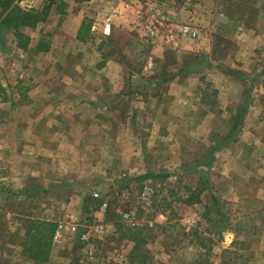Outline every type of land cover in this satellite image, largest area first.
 Here are the masks:
<instances>
[{
  "label": "rangeland",
  "instance_id": "1",
  "mask_svg": "<svg viewBox=\"0 0 264 264\" xmlns=\"http://www.w3.org/2000/svg\"><path fill=\"white\" fill-rule=\"evenodd\" d=\"M64 1L69 4L65 9L66 14L64 16L59 13L58 5L53 4L47 21L40 24L36 30H29L28 34H30L32 40L34 39L33 45L39 41L42 32L51 33L53 44H56L59 34L68 36L71 33L75 34L77 24L80 23L86 14L99 18L97 22L100 26H97L101 28L108 12L118 6L121 13L113 17L112 23L114 20L119 23L112 25V33L107 38V53L114 55L116 59L119 58L120 64L125 68L127 66L133 68L136 75L135 83L139 84L141 81V69L143 65L147 64L149 52L151 54L153 49L154 43L152 39L158 37V33H166V30L174 35L175 40L183 39L179 28L185 24L196 25L200 30L199 38L205 40V37L208 36L209 43L213 41V35L217 37V41H220L225 36L229 38L230 42L225 43L223 41L222 48L230 50V53L236 49L234 51L236 54L233 58L236 64L232 63L236 72L235 74L229 73L225 77L216 73L217 70L212 68H210L211 70H206L208 81L218 86L221 90L220 96L213 99L217 102L213 111L218 118L217 120L214 119V121L211 117H204V121L198 120L200 118L198 116L201 114L200 111L199 114H196L193 110L195 106L191 107L190 110L185 105L181 108L179 98H175L181 96V91L172 92L170 95L172 97L171 114L174 116L179 114L187 119L183 121L167 119L166 123L169 124L171 129L175 126L177 134L181 133L182 129V133L185 135L178 136L177 140L174 133L175 135L171 136L172 143L170 142V147L166 151L163 150L162 156L152 149L153 144H150L149 141L153 125L155 124L156 128L160 127V125L162 126L163 119L160 117L155 118L146 107L145 109H140L131 103H125L126 112H137L138 119H136L135 125H132L130 121L131 127L140 136H143L144 141L148 140L149 148L146 151H141L140 145L135 142L136 150H134V153L136 154L133 155L130 152L133 145L130 141H126L124 143L126 144V151L112 154L106 153L105 156L103 155L101 162H98L101 158L100 153H96L94 161L99 164L97 172H91L89 176L85 174L87 177L77 181L78 185H88L87 187L92 194L97 193L98 197H105L108 209L111 204L112 210H116L115 212L120 218L121 229L117 232L115 224L111 222L115 221L116 218L111 217L113 220L108 218L109 221H107L105 214L104 216H102L103 214L95 216L96 220H93L92 223H95L91 224L92 226H97L99 224L98 220L100 221L99 218L104 219V217L106 220L105 224H107V232L103 236L95 237L93 240L96 251L95 256L93 258L85 256L86 252L83 245L78 240V234L75 233L71 242L68 239L69 241H65L66 243L63 242L57 248H54L55 255H53L52 260L48 264H120L117 262L120 256L127 258L128 264H131L127 252L135 243V240L132 239L134 236L138 240H146L142 249H145L143 254L148 255L147 259L151 258V254H154L153 252L156 253L159 261L153 264H163V261L161 262L159 259L162 256H166L168 264H264V215H255L256 212H259L258 208L261 205L257 201V197H255L257 189L243 185L245 190L243 192L247 193L246 200L242 198L236 202L229 201L227 198L222 197L213 183L219 181L218 183L223 184L226 181L223 176L220 179V175L218 176L222 166L220 158L213 169H203L202 172L204 173L194 167L196 165L194 164L195 158L205 155L210 148L207 143H203L204 141L210 142L212 139V137H207L209 130L215 129L222 132L233 125V122L230 123L231 114H228L229 112L226 111L224 114L219 112L221 108L219 107V98L221 104L223 103L222 106L226 107L227 104H235V102L230 103L232 98L235 99L240 95L245 96V86L241 83L242 77L240 76L242 73L240 68L242 67L239 66V63L243 60H246V64H244L246 70L254 69L247 72H251V77L254 78L253 82H257L252 92H246L247 97L252 95L261 98V95H264V24L263 20L260 19V15L264 12V0H192L195 3L191 0H101V12L87 8L86 2L77 4L73 0ZM155 4L157 5L156 9H154ZM243 6L245 10L240 11L239 8ZM228 15L235 17L234 20L229 21L230 25H226L229 19ZM152 18H154V21L151 25ZM155 20H159V22ZM165 21L168 22L165 23ZM171 24L174 25L171 26ZM223 26L226 27L220 28ZM240 27H252L254 31L245 33V30H240ZM152 28L157 31L154 36L151 32ZM100 32L99 29L95 32L96 37H94L93 42L95 45H100L105 39L99 37ZM9 33L13 34L8 32L6 35L4 34L5 37L3 36L6 40L0 37V49L4 54H7V65L13 67L8 79L11 80L13 78V83L11 84L15 85L16 88L9 89L13 104L6 105V107L7 111L10 112L9 114L18 116L17 120H19L20 126L17 130H20L21 135L19 136L18 132H16L14 122V125L10 127L12 130H8L11 136L12 134L15 136L16 133V138L30 142L37 139L36 134H34V128L38 129V133L36 131L37 135L45 130V128L41 129L40 125L36 127V117H33V114L39 113V98H43L44 95V89H39V81L44 80L46 77L48 80L52 78L54 80L57 76L63 81L64 76L61 75L60 69H55L56 66L61 69L68 65L72 66V68H75L74 66L82 67L83 65L95 66L98 64L97 62H101L103 55L102 53L101 56L98 54V57H95V54L91 55L93 57H89L88 62L85 63L82 60V56L75 54L71 57L67 55L69 52L67 48L64 50L63 56L55 57L52 43L48 53H39V55L31 52H27V54L17 53L18 50L12 45L7 35ZM140 34H142L143 38L140 37ZM137 36L142 41L140 39L138 41ZM215 37L214 40H216ZM9 41L10 44L7 43ZM80 45V43L77 44L73 41L67 47L78 50ZM83 48L89 49L88 46H83ZM228 52L219 51L216 54L214 52L213 56L218 62L223 63L228 57ZM177 55L180 61L185 57L182 56L181 52L177 53ZM54 66L55 68L51 70ZM17 76L19 77L17 78ZM86 80H91L87 86L94 88L100 84L101 77L96 73L83 74V72H79L76 88L70 89L66 86L62 88L61 86L63 85L60 81L57 82L59 87H56V89L52 85L49 88L50 91L54 90L56 92L57 90L55 98L61 101L63 100L62 97L73 99L72 97L76 96L81 104L76 105L74 103L70 110L85 113L87 129L91 128L94 130L97 128L99 130V126L89 122V118H93L99 113H96L95 111L97 110H93L88 103L85 104V102H88L90 95L93 100L97 96L96 92H91L93 90L85 88ZM95 80L97 83H95ZM79 81L80 83H78ZM200 81L194 79L192 82L197 84ZM204 83H206V80ZM194 84H192L190 92L194 90ZM27 87L29 88L28 91L25 90ZM205 88L206 90H204ZM78 90L86 92L87 95L81 96ZM136 90V97H144L145 89L139 87ZM212 90V86L205 85L202 93L199 94L198 102L202 100L206 92H212ZM197 91L199 92V90ZM5 92L7 97V91L5 90ZM150 92L155 94L156 90H151ZM0 97L4 98L3 93ZM33 98L34 101H32ZM14 99L18 101V104H14ZM224 106L223 108H225ZM94 107L97 108V106ZM204 108L208 107L204 106ZM236 108L235 106L233 111ZM251 125L252 122H247L245 127ZM76 128L80 130L82 127L78 125ZM89 139L91 140L92 137ZM198 140L199 142L196 143L195 141ZM260 143H264V140H261ZM113 145H115V141H113ZM141 158H144L146 162H142ZM128 159L132 160V164ZM28 162L30 161L27 159L23 161L25 167H27ZM77 162L79 163L78 160ZM42 163L46 165L45 163L50 162L39 161V166H42ZM28 170L17 169L16 172L13 171L15 176L11 175L12 177L14 176L12 181L0 180V228L2 227V220L5 219L7 228L4 232L8 229L12 230L8 234L14 232L13 229L17 225L20 226L25 223L24 219L27 214L23 213V210L29 211L32 209L31 212L39 215L42 214L41 208H46V204L49 203L44 196H39V192L34 194L30 201L20 199L22 196H10L11 193H15L13 190H20L23 185L30 186V188L32 186L39 188V181L41 182V180L38 177V180L31 181L29 173L32 170ZM150 173L154 174L156 178H142V176ZM37 174L39 176V173ZM74 174V172L67 173L64 171V173H55L54 176L60 180L61 184H67L68 182H73V179H75ZM121 178H124L123 182L116 184V181ZM144 181H148L147 183L154 187V192L150 195L148 202H141L139 199ZM29 182H32V185H29L31 184ZM212 187L215 190H212ZM8 190L10 191L8 192ZM213 191L219 194L220 214L217 213L215 203L211 199V195H214ZM193 192L200 194L201 202L193 204L185 202L193 195ZM83 198L82 196L72 202L73 206L78 205L79 207L83 205ZM51 203L58 207V210L55 207L52 208H55L56 212L59 211V219H62V215L65 213L62 219L63 227L71 224L72 220H74V222L79 224V231H81L80 224H83L86 228L90 217L85 215L87 212H85L84 206L77 213V216H74L73 213L67 211L70 206L67 200L61 199ZM69 210H73V208ZM123 211L134 213L143 226H146V229L139 232L138 227L135 228L128 225L121 217L120 213ZM15 212L19 214L17 221L8 217L9 213L13 215ZM193 213H198L201 216L200 221L196 225L187 222V218ZM196 228L199 229L197 233L194 232ZM63 231H65L63 238L70 234L66 229H63ZM13 235V240L7 235L8 242L12 243L9 247L11 248V259L13 262L16 264L17 262L20 264H33L31 261L20 259L23 257H19L21 251L19 242L23 238L24 231L22 230L19 236ZM200 241L204 242L205 248L199 245ZM152 261L149 260L148 263L152 264ZM140 262L136 260L133 264ZM4 263L6 264L7 260Z\"/></svg>",
  "mask_w": 264,
  "mask_h": 264
},
{
  "label": "crops",
  "instance_id": "2",
  "mask_svg": "<svg viewBox=\"0 0 264 264\" xmlns=\"http://www.w3.org/2000/svg\"><path fill=\"white\" fill-rule=\"evenodd\" d=\"M192 2L195 3V1ZM100 3L101 0H91L89 2H86V4L88 5L87 8L96 9L98 10V12L102 11V4ZM156 8L157 5L155 4L154 9ZM110 12H108L107 17ZM107 17L103 20L104 25L99 28L97 26L99 25L97 22L99 18H94L89 16V14H86L81 19L80 23L77 24L75 34L71 33L69 36L65 34H59L57 36L56 44L52 43V46L54 47H52V50L55 53V57L63 56L64 50H66L67 48V51H69L67 55L71 57H73L75 54L78 56H82V60H84L85 63L88 62L89 57H93L91 55L95 54V57H98V54L99 56H101V53L103 56L107 55V38L112 33V25H115V23H119L115 22V20L112 23L111 20L110 34H106L104 28ZM85 18H90L91 20H93V23L91 26L90 39L87 42H81L77 39V34ZM260 19L263 20L264 24V12L260 15ZM153 21L154 18H152V21L150 22L151 25L153 24ZM155 21L159 22V20ZM229 21L230 19H228L226 25H230ZM167 22L168 21H165V23ZM173 25L174 24H171V26ZM182 26H180L179 31ZM191 26L194 27V30L196 31L193 32L196 34H192V37H190L191 39L184 38L181 35L183 39L175 40L174 35L168 30H166V33L164 34L158 33V37H154L152 39L154 44L151 51V56L149 57L145 67L142 69L141 74L145 75L146 77H149L152 74H156L157 70L159 71L158 68H160L165 61V54L167 51H174L177 53L181 52L183 57L187 54H196L199 51H205L209 54V60H211L213 66H205L204 68L196 72L190 71L188 75H185L175 81L168 83L167 93H163V95H158L157 97L153 96V94H150L147 98L136 97V94L134 96L133 94H129V88H125V86H127L125 85V77L128 74V71L126 70L127 67L125 68L123 65H121L120 59H116L115 56L110 57L106 65L102 69H99L97 67L98 64H96L95 66H74L75 68H72V66L68 65L63 69L57 68V66L56 68L55 66L52 67L51 70H53L54 68L60 69L62 72L60 73L62 76H64V79L62 81L57 76V78H54V80L53 78L48 80V78L46 77L44 80L39 81V89H44V95L43 98H39V113L33 114V117H36V127H39L40 125L41 129L45 128V130L43 132H39V135H37L38 129L34 128V134H36L35 136L37 137V139L31 140L30 142H27V140L16 138V133L15 136H13V134L11 136L8 130L11 129L10 127L14 125V122L16 125V132H18L19 136L21 135L20 130H17L20 126L19 120H17L18 116L9 114L10 112L7 111L6 107V105L8 106L13 104V99L11 93H9V89L16 88L15 85L11 84L13 83V78L11 80L8 79L10 72L13 71V67L7 65V54H4L0 49V86L4 87V89L7 91V97L9 98V101H4L0 97V180L12 181L13 177L15 176L13 171L16 172L17 169L22 171H24V169L32 170L29 173L31 175L29 179L31 181H36L39 177V179L41 180V182L39 181V189L46 190L44 193H42L45 195L40 196H44L49 201V203L46 204V208H41L42 214L39 215L44 216L48 219H57L59 225H62V219L64 218L63 216L65 215V213H63L64 215H62V219H59V211L56 212L55 210V208L58 210V207H55L51 202H57L61 199L67 200L70 205L67 211H70L74 214V216H77V213H79V211H81L84 206L81 205L78 207L77 205L74 207L72 203L78 200V198L82 197L80 189L77 187V181L87 177L86 175L89 176L91 172L96 173L97 166H99L98 162H101L103 155L105 156L106 153L112 154L120 151H126V144L124 143L126 141H130L133 145V148L130 149V152L133 155L136 154L134 153V150H136L134 143L136 142V144L140 145L141 151H146V149L149 148V143L153 144V148H151L155 152L159 153L160 156H162L161 153L163 152V150L166 151L170 147V144L172 143L171 136L174 133L176 134L174 135L177 137V140L178 136L185 135L184 133H182V129L181 133L177 134V132H175V126H173V129H171L169 124L166 123L167 119H171L172 121H183L187 119L186 117L183 118L179 114L176 116L171 114L172 97L170 95L173 91L175 93V91L180 90L182 93H180V97H175L179 98L181 108H183L185 105V107L190 110L191 107L193 108V106H195L193 110L196 112V114H199L200 111L201 114L198 116L200 117L198 120L204 121V117H211L213 121L214 119L217 120L218 118L213 110H201L202 100L198 102V97L199 94L202 93L203 87L205 85L212 86L213 90H216L218 92V96H220V88L216 85H213L212 82L208 81L206 70H211L210 68H212L214 70H217L216 73L222 74L225 77H227V74L229 73L235 74L236 71L232 63L236 64L235 60L233 59L234 55L236 54L234 52L236 49L233 50L232 53H230V50H224L222 48L221 51H229L228 57L224 60V64L218 62L217 59L213 56V53L216 49V44L219 42L217 41V37L213 35V41L209 43L208 36L205 37V40L200 39L199 28L196 25ZM220 28L225 27L223 26ZM98 29L101 31L99 37L105 39L100 45H95L93 42L94 37H96L95 32ZM29 30L33 29L27 28L25 29V32L28 33ZM240 30H245V33H251V31H254L252 27H240ZM7 35L12 45H14L18 50L17 53L21 52L27 54L26 51L16 46V41L13 34L9 33ZM4 37L3 39L6 40V38ZM140 37H143L142 34H140ZM214 37L216 38V40H214ZM221 40L225 43L230 42L229 38H227L226 36L223 37V39L221 38ZM10 41L7 43L10 44ZM33 41L34 39L31 41V47L37 44L36 43L35 45H33ZM73 41H75L77 44H81L79 46L80 49L74 50L67 47L68 45L70 46V43ZM83 46H88L89 49H85L83 48ZM36 54L39 55V53ZM245 62L246 60H243L241 63H239V66L242 67L240 68L242 69V73L240 76L242 77L241 83L245 86L246 97L240 95L235 99L232 98V101L230 103L235 102V104H227L228 106L226 105V107L223 105L225 108H223V103L221 104V100L219 98V107H221L219 112H221L222 114H224L226 111L229 112L228 114H231L230 118H232L236 114L237 108H239L240 106L246 107L242 123L237 130L232 131L233 133L230 137H228L230 130H228L229 132L227 130H224L222 132L215 129L209 130L210 132L207 137H212V139L210 142L204 141L203 143H207L208 146H213V149L211 151L214 153L212 162L211 159H208V161H204L202 165L205 166V164L211 162L209 169H213L217 165L218 159L220 158L222 160V166L218 176L220 175L219 179L221 178V176H223L224 178H226V181L223 184L218 183L219 181L217 183H213L214 185H216V190H218L222 197L227 198V200L229 201L236 202L242 198L246 200L247 193L243 192L245 191L243 189V185H245V187L248 186L257 189V195L255 197H257V201L261 204L258 208L259 212H256L255 214L257 216L259 214L264 215V143H260L261 140H264V95H261V98L252 95L247 97L246 92H252L257 82H253L254 78L251 77V72H247L254 69L246 70L244 66V64H246ZM132 71L134 72V70ZM79 72H83V74L96 73L97 75H99V77H101L100 84L94 88L87 86L88 84H90L91 80L85 81V88L91 89L93 90L91 92H96L97 94L94 100L90 95L88 102H85V104L88 103L90 107L93 108V110H97L95 111L96 113H99L93 118H89V122H93V124L100 127L99 130L97 128H95L94 130H92L91 128L87 129L85 124V113L81 111L74 112L73 110H70L71 107H73L74 103H76V105L81 104V102L77 100L78 98L76 96H73V99L62 97L63 100L61 101L55 98L57 96V90L56 92L54 90H51L52 92L50 91L49 87L51 85L55 89L56 87H59V85H57L58 81L62 83V88L65 86L70 89L76 88ZM18 77L19 76H17V78ZM20 77H22V75H20ZM194 79H198L199 81H201L197 82V84H194V82H192ZM205 80L206 83H204ZM78 83H80V81ZM95 83H97L96 80ZM192 84H194L195 88L192 92H190L189 90H191ZM197 90H199L200 93ZM78 92L81 94V96L87 95L86 92H82L80 90H78ZM1 95L2 94L0 93V96ZM238 98L239 100H237ZM32 101H34V98ZM14 102V104H18V101H16L15 99ZM125 103H131L132 105H135L140 109H145L146 107L149 112H152V115L155 118L160 117L161 119H163L162 126L160 125V127L156 128V125H153L149 143L148 140L144 141L143 136H140L136 132V130L131 127L132 125L130 121L133 112H126L124 114L123 106L125 105ZM94 106H97V108H95ZM235 106L237 108L233 111ZM247 122H252V125L249 127H245ZM78 125L82 127L80 128V130H77L76 128ZM38 136L41 137L38 138ZM91 137L92 139L90 140L89 138ZM113 141H115V145H113ZM195 142L198 143L199 140ZM143 143H146V149H143ZM96 153H100L101 157L98 162L94 161V155ZM26 159L30 161L26 165L27 167H25L23 163V161ZM136 159L138 158L136 157ZM141 159L142 162H146L144 158ZM77 160L79 161V163L77 162ZM39 161H49L50 163H45L48 168L46 165H43V163L42 166H39ZM128 161L132 164L131 159H128ZM143 166L145 165L143 164ZM64 171H66L67 173H75V179H73L72 183L68 182L67 184H61L60 180H58V178H55V173H64ZM37 173H39V176ZM11 175L14 176L12 177ZM148 181L144 182L146 183ZM29 183H31L29 185H32V182ZM34 188L36 187L32 186V188H30V186L23 185L20 190H13L16 194L11 193L10 196H22V198L20 199L30 201L33 196L29 197L28 195H30V193L28 191H30L31 189L34 190ZM212 190H215V188L212 187ZM9 191L10 190H8V192ZM213 194L219 198L218 193L213 191ZM243 194H245V196H243ZM52 207L55 208L53 209ZM72 208L73 210H69ZM91 209L92 208H88L87 211L85 209V212H87L85 213V215L87 217H93L92 221L96 220L95 216H101L102 214V216H104V213H102L99 208L94 210ZM18 215V212H15L13 215L9 213L8 217H11L14 221H17L19 219ZM5 216L7 215L5 214ZM99 219L102 222L103 218ZM100 221L98 220V222ZM91 222L89 220V223H87L86 225H91ZM80 226H83V224H80ZM18 227L19 226L17 225L16 228L13 229L14 232L11 233L14 234L17 231ZM9 231L12 230L8 229L7 231L3 232L0 237V248H3L2 250H0V264H5L4 261L6 260V264H16L11 259V248L9 246L12 243L8 242L7 237V235H9V238L11 237V234H8ZM61 233L64 234L65 231ZM65 241L69 240L65 239ZM153 253V255L151 254V258L153 260L151 262L152 264L159 261L157 259L156 253ZM53 255H55L54 251ZM19 257L22 256L19 255ZM162 257L159 258L160 261H163V264H168L166 256ZM20 259L25 258L23 257ZM17 264L20 263L17 262Z\"/></svg>",
  "mask_w": 264,
  "mask_h": 264
},
{
  "label": "trees",
  "instance_id": "3",
  "mask_svg": "<svg viewBox=\"0 0 264 264\" xmlns=\"http://www.w3.org/2000/svg\"><path fill=\"white\" fill-rule=\"evenodd\" d=\"M16 0H0V37H3L4 34L7 32L13 33L16 41V46L26 52H32L34 54L36 53H48L51 49V43H52V38H51V33L50 32H42L41 37L37 44L35 46L31 47V41L32 38L31 36L25 32V29L30 28V29H37L38 26L44 22L47 21L50 9L53 4H57L59 7V13L61 15L66 14V7L69 6L68 2L64 0H51V2L45 7L42 11H25L19 8L15 4ZM77 4H82L85 2H89L91 0H73ZM240 11H244L245 8L244 6L239 8ZM230 21L234 20L235 17L228 15ZM93 20L90 18H85L79 32L77 34V39L81 42H87L90 39L91 35V26H92ZM226 27V26H225ZM138 37V36H137ZM143 38V37H141ZM139 41V37L137 38ZM141 40V39H140ZM142 41V40H141ZM142 43V42H141ZM222 40L219 41L216 44V49L215 53L221 51L222 49ZM152 51V50H151ZM114 55L108 54L103 56V60L98 63L97 67L99 69H102L108 59ZM151 56L149 52V57ZM177 53L174 51H167L165 54V61L163 65H161L159 71L157 70L156 74H152L149 77H146L145 75H141V81L139 84L135 83L136 75L132 71L133 68L131 66H127V71L128 74L125 77V81L127 86L125 88H129V94H135L136 93V88L139 89V87H142L145 89L144 98H147L151 94V90H156V93L153 94V96H158V95H163V93H167V85L168 83L177 80L180 77H183L185 75H188L193 71H199L205 66H213L211 63V60H209V54L205 51H199L196 54L191 53L185 55L184 59L180 61L177 57ZM126 57V56H124ZM147 59V60H148ZM146 65V64H145ZM143 65L142 69L145 67ZM163 66V68H162ZM141 69V72H142ZM264 71V69H263ZM26 91L29 90V88H25ZM162 90L161 92H159ZM206 90V88L204 89ZM209 90V89H208ZM0 93L4 95L3 100L4 101H9V98L6 97V92L2 86H0ZM211 97V98H210ZM218 97V92L216 90H212V92H206L204 97L202 98V107L203 111H208V110H214V107L217 105L216 100L214 101L213 99H216ZM204 106H207L208 108H204ZM211 107V108H210ZM124 108V114L126 113V108L125 105L123 106ZM205 109V110H204ZM236 114L230 118V123L233 122V125L228 128L230 130V133L228 134V137L232 135V131L237 130L243 120L244 112L246 111V107L240 106L236 110ZM138 118L137 112H133L131 116V123L132 125H135L136 119ZM227 130V131H228ZM229 132V131H228ZM226 133V132H225ZM143 149H146V143H143ZM213 149V146H210L208 151L206 152L205 155L199 156L195 158L194 164H196L194 167L198 170L203 171V169H209L210 164L212 162V157L213 153L211 150ZM208 159H211L210 163L205 164V166L202 165L204 161H208ZM207 165V166H206ZM205 171V170H204ZM204 173V172H202ZM205 176V174H203ZM149 178V177H155L154 174H146L142 176V178ZM206 177V176H205ZM124 178H121L116 181V184H119L120 182H123ZM80 189V192L82 194L83 198V205L86 209L92 208L100 209V206L103 202H105V197H93L90 189L87 187L86 184H81L77 186ZM46 190H42L39 188H34L28 191L30 193V196H33L36 192H39L40 195H45L42 194ZM36 193V194H37ZM200 194H196V192H193V195L189 197L185 202H188L189 204H193L196 202H201L200 201ZM212 201L215 203V207L217 210V213H221L220 211V199L215 196L211 195ZM91 209V210H92ZM32 209L29 211L23 210V213L27 214V217L24 219L25 223L23 225H20L17 229V231L14 233V235L11 233V239L13 240V236H19L20 232L23 230L24 235L21 241L19 242V245L21 247L20 255L24 257L26 260L31 261L33 264H48L52 258H53V251H54V238L56 235V232L59 229V222L57 219H48L44 216L41 215H36L35 213L31 212ZM116 210H112L111 204L109 205V209L107 208L106 212L104 213L106 215V220L109 221V219L116 218L115 221H111L113 224H115V228L117 232H119L121 229V224H120V218L115 212ZM112 217V218H111ZM93 218V217H92ZM90 217V222L92 219ZM109 218V219H108ZM4 219V218H3ZM89 219V218H88ZM104 217V222L106 221ZM93 222V221H92ZM91 224H94L92 223ZM103 222V221H102ZM101 221L98 222L99 224L102 223ZM2 227L0 228V236L4 232L5 228L7 227V223L5 222V219L2 220L1 222ZM119 226V228H118ZM85 229V226H81L80 230L83 231ZM146 229V226H139L138 231L142 232ZM199 231L198 228L194 230L195 233ZM133 240H135V243L133 246L128 250V258L131 264H133L136 260L141 261L138 264H143V263H148V261L152 260V258L147 259L148 255L143 254L145 249H142V246L146 243V240H138L137 237H132ZM199 245L203 248L206 246L204 245L203 241H200ZM3 248H0L2 250ZM148 253V252H147ZM144 258V259H143Z\"/></svg>",
  "mask_w": 264,
  "mask_h": 264
},
{
  "label": "built area",
  "instance_id": "4",
  "mask_svg": "<svg viewBox=\"0 0 264 264\" xmlns=\"http://www.w3.org/2000/svg\"><path fill=\"white\" fill-rule=\"evenodd\" d=\"M50 2L51 0H16L15 4L19 8L25 11H31V10H35V11L41 10L42 11L45 7H47V5ZM120 13H121V10L118 6L112 8L110 14L107 17L105 28H104V31L106 34H110V28H111L110 25H111L112 18ZM151 32L153 36L157 34V31L155 30V28H152ZM193 32H196V31L194 30V27H192L189 24L183 25L182 28L180 29V33L184 38L192 37V34H196ZM153 192H154V187L147 182L144 183L142 187V191L139 196L140 201L148 202L150 199V195ZM92 195L95 198L98 197L97 193H94ZM107 208H108L107 202H103L100 206V211L102 213H105ZM120 214H121L123 221L128 223V225L135 227V228L139 226H143V224L137 219L134 213L130 211H123ZM200 219H201V216L198 213H193L191 214V216L187 218V222L190 224L196 225L198 221H200ZM103 223L105 224V222H102L101 224H98L95 227L92 225H86V228L83 231L78 230L79 224L74 222V220H72L71 224H67L65 227H63V223H62V225H59V229L56 232V235L54 238V247L57 248V246L63 243L65 239H69L71 242L74 239L73 235L76 233L78 234V240L83 245V248L86 252L85 255L88 258H93L96 254L95 247L93 245V240L95 239V237L99 235L103 236L107 232V229H106L107 224L104 225ZM63 229H66L70 233L67 236H64V238H63V234L61 233L63 232ZM127 261H128L127 258L123 256H120L117 259V262H119L120 264H128Z\"/></svg>",
  "mask_w": 264,
  "mask_h": 264
}]
</instances>
